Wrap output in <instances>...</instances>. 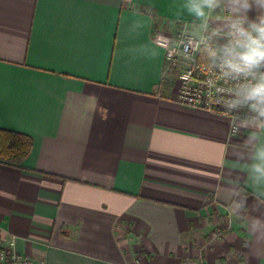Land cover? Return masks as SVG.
I'll return each mask as SVG.
<instances>
[{"label": "crops", "instance_id": "1", "mask_svg": "<svg viewBox=\"0 0 264 264\" xmlns=\"http://www.w3.org/2000/svg\"><path fill=\"white\" fill-rule=\"evenodd\" d=\"M180 4L0 0V128L34 140L21 166L0 162L1 235H16L19 253L46 264H264L252 229L264 203L239 158L246 133L177 102L165 54L125 51L179 33L191 19ZM135 19L146 27L131 39Z\"/></svg>", "mask_w": 264, "mask_h": 264}, {"label": "clouds", "instance_id": "2", "mask_svg": "<svg viewBox=\"0 0 264 264\" xmlns=\"http://www.w3.org/2000/svg\"><path fill=\"white\" fill-rule=\"evenodd\" d=\"M180 7L191 19L181 24L178 37L158 32L125 51L132 59L149 60L163 53L170 65L202 67L210 73L203 82L208 101L229 115L231 135L246 133L239 158L247 161L244 170L255 197L264 203V0H181ZM253 11L254 18L249 15ZM139 15L151 18L153 10ZM145 27L143 19H135L126 34L136 39ZM180 79L187 83L190 74ZM233 195L239 196L240 190L234 188ZM241 207L234 199L231 214ZM252 229L264 238L259 220Z\"/></svg>", "mask_w": 264, "mask_h": 264}, {"label": "built area", "instance_id": "3", "mask_svg": "<svg viewBox=\"0 0 264 264\" xmlns=\"http://www.w3.org/2000/svg\"><path fill=\"white\" fill-rule=\"evenodd\" d=\"M162 34L168 37L179 36V33L174 35L167 33ZM162 43H166V41H162ZM166 63L170 70L177 71L178 73L177 102L187 107L201 109L229 117L220 105L211 104L208 101V89L203 82L208 78L210 73L204 71L202 67L196 68L194 66L185 67L183 65H170L167 59ZM185 74H190V80L187 83L180 79V77ZM1 233L2 227L0 226V264H46V261L42 258H35L19 253L16 249V235L10 234L7 239H4Z\"/></svg>", "mask_w": 264, "mask_h": 264}, {"label": "trees", "instance_id": "4", "mask_svg": "<svg viewBox=\"0 0 264 264\" xmlns=\"http://www.w3.org/2000/svg\"><path fill=\"white\" fill-rule=\"evenodd\" d=\"M33 147L34 140L30 135L0 128V162L21 166Z\"/></svg>", "mask_w": 264, "mask_h": 264}, {"label": "rangeland", "instance_id": "5", "mask_svg": "<svg viewBox=\"0 0 264 264\" xmlns=\"http://www.w3.org/2000/svg\"><path fill=\"white\" fill-rule=\"evenodd\" d=\"M229 224H230V221H229Z\"/></svg>", "mask_w": 264, "mask_h": 264}]
</instances>
